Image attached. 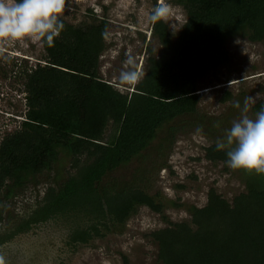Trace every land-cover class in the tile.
<instances>
[{"label": "trees", "instance_id": "trees-1", "mask_svg": "<svg viewBox=\"0 0 264 264\" xmlns=\"http://www.w3.org/2000/svg\"><path fill=\"white\" fill-rule=\"evenodd\" d=\"M176 2L185 22L171 39L162 19L152 21L161 51L147 59L145 75L130 92L98 74L107 20L74 25L60 18L64 28L58 37L71 42L65 63L23 70L26 110L18 127L0 139V220L3 201L51 170L62 155L75 170L48 186L27 214L8 218L0 245L58 215L86 219L69 234L71 242L85 243L101 234L107 220L124 222L136 206L161 211L162 204L143 190L111 186L104 177L140 155L163 124L196 111L198 81L226 62V38H264V0ZM262 107L264 101L253 109ZM204 149L207 159L226 162V150L217 151L216 142ZM245 173L246 191L231 202L211 188L204 206L188 207L189 222L169 221L151 232L162 264H264V176ZM123 262L129 264L125 256Z\"/></svg>", "mask_w": 264, "mask_h": 264}, {"label": "rangeland", "instance_id": "rangeland-1", "mask_svg": "<svg viewBox=\"0 0 264 264\" xmlns=\"http://www.w3.org/2000/svg\"><path fill=\"white\" fill-rule=\"evenodd\" d=\"M159 5L167 7L162 20L174 39L186 20L185 10L176 0H66L60 18L74 25L94 18L107 20L98 74L119 90L130 92L134 85L120 83L119 73L126 68V54L135 58V70L142 73L147 59L160 54L161 44L150 20ZM70 44L59 37L51 45L45 38L31 36L0 40V139L18 127L26 110L23 70L38 63L64 65ZM224 48L226 62L206 71L198 81L196 111L163 124L140 155L104 177L111 186L143 190L162 204L161 211L136 206L124 222L107 220L101 234L85 243L71 242L69 234L84 227L86 219L76 213L58 215L1 244L0 264H124L123 256L129 264H162L151 232L166 227L169 221L189 222L188 207L204 206L211 188L229 202L245 192L248 171L207 159L204 148L222 138L239 117L240 109L233 107L236 101L243 107L245 98L253 97L248 112L253 118L254 105L264 101V38L252 41L237 34L226 38ZM74 170L69 157L62 155L51 170L36 175L23 190L4 200L0 233L10 221L34 208L48 186H57ZM250 175L264 176L255 171Z\"/></svg>", "mask_w": 264, "mask_h": 264}, {"label": "clouds", "instance_id": "clouds-1", "mask_svg": "<svg viewBox=\"0 0 264 264\" xmlns=\"http://www.w3.org/2000/svg\"><path fill=\"white\" fill-rule=\"evenodd\" d=\"M65 10L66 0H0V40L7 42L31 36L45 38L51 45L64 28L60 17ZM166 13L167 7L159 5L150 20L165 19ZM124 63L126 68L119 73L120 83H139L145 74L135 70V58L126 54ZM254 102L253 97H247L243 107L239 101L234 103L233 107L240 109V115L217 140L216 150H226L228 167L264 174V107L254 118L250 117L249 106Z\"/></svg>", "mask_w": 264, "mask_h": 264}, {"label": "water", "instance_id": "water-1", "mask_svg": "<svg viewBox=\"0 0 264 264\" xmlns=\"http://www.w3.org/2000/svg\"><path fill=\"white\" fill-rule=\"evenodd\" d=\"M132 91V90H131Z\"/></svg>", "mask_w": 264, "mask_h": 264}]
</instances>
